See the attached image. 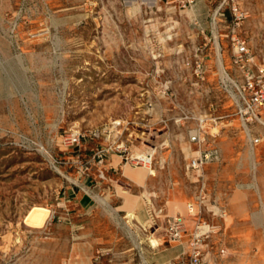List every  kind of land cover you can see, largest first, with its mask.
Wrapping results in <instances>:
<instances>
[{"label":"rangeland","instance_id":"1","mask_svg":"<svg viewBox=\"0 0 264 264\" xmlns=\"http://www.w3.org/2000/svg\"><path fill=\"white\" fill-rule=\"evenodd\" d=\"M233 36L264 57V0H0V264H66L92 236L106 264L150 260L146 250L157 262L151 241L174 243L158 211L143 233L118 213L112 173L102 191L85 184L113 138L63 144L71 129L116 122L130 125L121 141L131 155L151 159L147 202L165 207L176 192L186 204L195 225L176 242L193 245L211 230L200 244L211 252L204 264H238L244 244L252 255L264 250V143L252 145L237 115ZM199 125L202 149L217 148L220 159L194 173L189 135ZM247 126L264 138L263 127ZM233 200L252 205L249 243L227 230ZM36 206L52 211L43 230L24 221ZM193 249L177 264H190Z\"/></svg>","mask_w":264,"mask_h":264},{"label":"built area","instance_id":"2","mask_svg":"<svg viewBox=\"0 0 264 264\" xmlns=\"http://www.w3.org/2000/svg\"><path fill=\"white\" fill-rule=\"evenodd\" d=\"M242 15L238 17L240 19ZM244 18V17H243ZM234 57L233 62L240 76L232 80L233 92L237 115L242 123L246 125L248 137L253 146H259L264 143V138L253 133V130L247 125H260L264 128V57H256L246 40H241L233 36ZM205 121H202V124ZM217 124L216 122H214ZM130 125H121L119 122L113 123L101 128L88 129L86 131L74 128L68 131L64 136L63 144L67 148H77L88 140L99 141L101 139H114L107 149L97 151L94 159L99 163H104L111 152H117L121 155L123 162L135 167H146V162L141 157L131 155L128 144L121 141L123 134L129 131ZM212 136H217L213 134ZM190 143L198 148V155L192 158L187 169L194 173H201L203 169L214 161H219L220 153L215 147L203 150L202 147L208 145L206 138L205 125H199L189 135ZM88 170V168H86ZM191 214L193 211L191 209ZM153 218L154 213L150 214ZM203 227H197V230ZM167 236L171 241H180L186 233L185 223L181 218H174L168 221ZM211 233L208 230L204 233H197L193 237V252L191 254L190 264H204V259L200 244Z\"/></svg>","mask_w":264,"mask_h":264},{"label":"crops","instance_id":"3","mask_svg":"<svg viewBox=\"0 0 264 264\" xmlns=\"http://www.w3.org/2000/svg\"><path fill=\"white\" fill-rule=\"evenodd\" d=\"M100 165V164H99ZM126 164L124 165L123 160L119 156H108L105 164L101 165L100 170L98 171V176L93 174V177L89 175L84 179L85 184L89 186V188H93L95 190H101L103 187L102 179L104 178L105 174L112 173L115 178L111 179V187H109V191H112L116 198L119 200V204L117 209L119 210L118 213L122 215L124 218H129V209L126 207L125 195H129L133 198L138 200V204L141 202L140 206L133 210L136 219V226L138 228V232H142V227L144 223L148 221V218L152 211H158V218H162L163 225L165 227V231L167 228L168 221L174 218H181L186 226V233L191 232L194 228L195 223L192 219H187V208L185 202L179 198L176 192L170 195V199L165 207H158L155 206L151 202H147L144 194L149 193L153 188V183L151 178H148L144 184L139 183V181L128 171L126 170ZM129 175V176H128ZM99 181H98V179ZM95 181V182H94ZM108 185V184H107ZM109 186V185H108ZM116 186H119L120 190L122 191L121 195L119 190ZM112 193V192H111ZM123 194V195H122ZM113 195V196H114ZM91 197L89 203L85 205L86 212L89 213L93 209V204H91ZM180 204L179 208L175 207V204ZM181 205L184 207L181 209ZM241 210L240 212H235V210ZM260 211V216L264 219V203L260 204L258 208ZM252 210V205L250 203H237L234 200L231 202L229 207V214L226 215L228 219H226L227 230L231 233L234 237L233 240L242 241L249 243L251 241L250 237V229H249V221L250 219V211ZM165 217V218H164ZM168 219V221H167ZM150 224V221L148 222ZM151 226V225H149ZM91 235V234H90ZM90 241L87 245L83 246H75L71 251L66 264H106L108 259L106 256H109L108 251H103L102 249H98V242L96 239H93V236L90 238ZM159 241H162V236L158 237ZM191 241V243H189ZM157 242V241H156ZM158 243V242H157ZM192 240H185L181 242H174L168 246H164L158 244V250L154 251L153 253L155 256H158L160 259L156 262L152 260L150 250H146L147 254H149L150 260L147 261H134L131 260L130 264H177L179 259L185 255L191 253L192 247ZM246 249H242V253L240 254V261L238 264H264V250H259L258 254L252 255L251 251L248 250V244H244ZM193 252V251H192ZM141 251L136 248V253L134 256L140 255ZM208 254V255H206ZM211 252H204L203 259L209 257ZM206 256V257H205ZM204 262H206L204 260ZM233 264H236L233 262Z\"/></svg>","mask_w":264,"mask_h":264},{"label":"bare ground","instance_id":"4","mask_svg":"<svg viewBox=\"0 0 264 264\" xmlns=\"http://www.w3.org/2000/svg\"><path fill=\"white\" fill-rule=\"evenodd\" d=\"M152 5V4H151ZM223 74V73H222ZM225 75V74H224ZM227 78V76H225ZM224 77V78H225ZM145 162H146V168L145 169H138V170H131L128 169V173L133 175L139 183L144 184L147 178V173L148 170H150V164H151V159L149 157H142ZM129 176V175H128ZM125 201H126V207L129 209V218L130 221H133L136 219V216L133 213V210L139 206L140 203L138 204V200L136 198H133L129 195H125ZM52 217V211L42 207V206H36L33 207L26 215L25 217V224L29 229L32 230H43L46 228L48 221H50ZM151 244L156 247L158 246V243L155 240L151 241Z\"/></svg>","mask_w":264,"mask_h":264}]
</instances>
